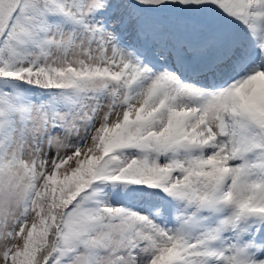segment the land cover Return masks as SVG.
Returning <instances> with one entry per match:
<instances>
[{
	"label": "snow or ice",
	"instance_id": "obj_1",
	"mask_svg": "<svg viewBox=\"0 0 264 264\" xmlns=\"http://www.w3.org/2000/svg\"><path fill=\"white\" fill-rule=\"evenodd\" d=\"M0 264H264V0H0Z\"/></svg>",
	"mask_w": 264,
	"mask_h": 264
}]
</instances>
